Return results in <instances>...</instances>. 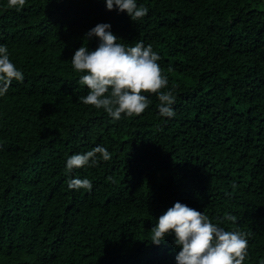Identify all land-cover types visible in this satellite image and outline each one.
<instances>
[{
  "label": "trees",
  "instance_id": "obj_1",
  "mask_svg": "<svg viewBox=\"0 0 264 264\" xmlns=\"http://www.w3.org/2000/svg\"><path fill=\"white\" fill-rule=\"evenodd\" d=\"M136 3L148 12L133 22L104 0H0V45L24 76L0 97V264H176L174 235L150 243L176 202L247 233L244 264H264V0ZM103 23L158 54L173 117L155 95L118 121L83 104L71 59ZM96 146L112 158L66 171Z\"/></svg>",
  "mask_w": 264,
  "mask_h": 264
},
{
  "label": "clouds",
  "instance_id": "obj_2",
  "mask_svg": "<svg viewBox=\"0 0 264 264\" xmlns=\"http://www.w3.org/2000/svg\"><path fill=\"white\" fill-rule=\"evenodd\" d=\"M104 2L107 11L115 8L126 13L133 22L148 12L147 7L137 6L136 0ZM25 4L26 0H7L8 8L16 11L22 10ZM110 28L109 24L103 23L89 30L84 39L97 38V48L90 51L82 44L71 59L72 68L81 74L79 83L88 90L81 98L83 104L102 109L118 121L122 115L129 118L141 115L151 103L148 96L155 95L160 116L173 117L175 96L173 90L165 91L169 81L158 63V54L142 41L135 42L134 46L123 43ZM23 79L22 71L10 60L7 46L0 45V97L7 94L13 80L22 82ZM111 158L105 147L96 146L84 154L71 155L65 167L70 174L74 169L94 167L100 160L107 162ZM67 186L70 190L90 191L92 182L87 178H71ZM223 219L233 224L237 222V217L231 214H226ZM150 232V243L157 246L168 235H174V245L179 248L176 264H244L248 255L247 233L238 229L225 230L204 212L180 202L168 208Z\"/></svg>",
  "mask_w": 264,
  "mask_h": 264
}]
</instances>
